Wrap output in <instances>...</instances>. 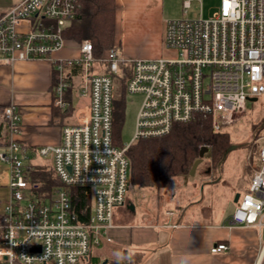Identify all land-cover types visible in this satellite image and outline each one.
Here are the masks:
<instances>
[{
  "label": "built area",
  "instance_id": "built-area-1",
  "mask_svg": "<svg viewBox=\"0 0 264 264\" xmlns=\"http://www.w3.org/2000/svg\"><path fill=\"white\" fill-rule=\"evenodd\" d=\"M195 1L201 2L184 0L185 13ZM78 9L79 0H22L0 17V65L51 62L57 72L54 103L62 111L70 108L65 96L74 73L80 71V95L89 99L86 107L73 111L75 124L63 128L60 144L34 150L52 159L62 185L47 199L39 194L41 183L27 177L29 148L14 140L21 134L19 110L4 109L11 140L0 150V161L10 167L11 198L1 227L0 264H83L92 247L111 242L114 212L125 205L130 187L126 153L133 143L165 136L175 125L200 116L211 119L215 132H223L244 114L249 99L264 95V0H220L207 19L168 21L164 47L177 57L153 60L128 61L118 47L96 58L88 40L79 44L78 57L56 58L67 44L65 31ZM26 21L32 25L23 33L20 28ZM95 63L101 71L90 75ZM123 69L130 71L125 91L142 95L143 101L132 141L118 147L113 137V89ZM260 141V169L252 167L249 187L240 194L231 224L263 233L264 138ZM72 187L92 191L87 222H80L73 209ZM176 215L167 212L169 217ZM228 250L221 243L211 253ZM257 264H264V242Z\"/></svg>",
  "mask_w": 264,
  "mask_h": 264
},
{
  "label": "crops",
  "instance_id": "crops-1",
  "mask_svg": "<svg viewBox=\"0 0 264 264\" xmlns=\"http://www.w3.org/2000/svg\"><path fill=\"white\" fill-rule=\"evenodd\" d=\"M21 1L0 0V17ZM163 1L115 0V44L122 51L124 59L168 58L170 51L164 47V37L166 23L170 20L163 19ZM31 25V21H26L20 31L26 33ZM79 44L67 40L66 46L55 57H78ZM74 75L65 99L70 103V108L77 110L86 107L89 99L80 95V87L84 83L82 73L77 71ZM56 82L57 72L49 61H18L9 66L0 65V150H4L11 140L3 111L15 106L21 115V134L14 140L30 150L26 168L51 169L52 159L39 157L34 150L60 144L63 128L75 124L74 110L62 111L55 106ZM185 193L171 191L166 193V197L170 198L169 202L181 206L199 196L196 194L186 198ZM10 198V167L0 161V241L3 215ZM182 210L179 208L176 216L169 217L167 212L171 210L167 209L164 220L160 212L146 217L145 212H139L135 200L128 198L127 194L125 205L114 212V227L109 231L111 242L103 241L101 245L93 247L83 264H95L96 261L100 264L105 261L109 264L258 263L264 242L263 233L252 228H234L231 216L216 217L208 207H199L193 213ZM173 225L179 227L173 228ZM221 243L228 245L229 250L212 254L211 248ZM98 247L104 248V253L93 255V249Z\"/></svg>",
  "mask_w": 264,
  "mask_h": 264
},
{
  "label": "trees",
  "instance_id": "trees-1",
  "mask_svg": "<svg viewBox=\"0 0 264 264\" xmlns=\"http://www.w3.org/2000/svg\"><path fill=\"white\" fill-rule=\"evenodd\" d=\"M115 32V0H79V9L65 31V38L66 41L77 43L90 41L94 47V56L100 58L116 47ZM104 72H108V69L105 68ZM122 74L124 93L130 71L123 69ZM122 109V103L115 99L113 137L114 144L118 147L122 146L120 141ZM73 110L70 108L68 111ZM203 147L208 148L211 170H216L225 160L231 144L230 137L225 131L215 132L211 119L201 116L196 121L175 125L165 136L138 140L126 153L129 160L130 186L157 190L166 188L174 178L190 174ZM26 170L28 179L41 183L39 194L42 199H47L62 186L53 167L51 169L28 167ZM69 192L79 221L87 222L93 206L92 191L89 188L72 187ZM97 262L95 264H100Z\"/></svg>",
  "mask_w": 264,
  "mask_h": 264
},
{
  "label": "rangeland",
  "instance_id": "rangeland-1",
  "mask_svg": "<svg viewBox=\"0 0 264 264\" xmlns=\"http://www.w3.org/2000/svg\"><path fill=\"white\" fill-rule=\"evenodd\" d=\"M219 5L220 0L195 1L185 13L184 0H164L163 19L166 21L198 19L200 17L207 19L218 9ZM176 57L175 52H169L168 58ZM100 71V65L95 63L93 68L89 70V74L94 75ZM122 77V73L115 77L113 96L123 105L120 141L121 145L125 146L134 137L137 115L143 96L129 94L126 91L123 93ZM225 132L230 137L231 147L225 160L216 170H211L210 156L207 154L195 175L179 176L172 180L167 188L157 190L130 186L128 198L135 200L139 212H145L146 217H153L154 212H160L161 218L164 220L167 209L178 212L179 208H182L184 212L193 213L199 207H208L212 209L216 217L218 215L231 216L236 208L235 195L238 193L243 195L246 192L252 177V167L260 169L261 166L257 157L263 144V141L260 140L264 138V95L257 101H248L244 114L235 124L227 127ZM171 191L182 193L186 191V198L196 194L199 196L187 205L179 206L180 204H176V202H169L170 198L166 197V193ZM181 197L183 198V196ZM104 250V248L98 247L92 252L95 255L104 253Z\"/></svg>",
  "mask_w": 264,
  "mask_h": 264
},
{
  "label": "water",
  "instance_id": "water-1",
  "mask_svg": "<svg viewBox=\"0 0 264 264\" xmlns=\"http://www.w3.org/2000/svg\"><path fill=\"white\" fill-rule=\"evenodd\" d=\"M248 101H257V98L249 99ZM207 153H208V148L203 147L200 151L199 158L195 161V163L192 166V169L190 171V175H195L199 165L202 163L203 158L205 157V155ZM239 198H240V194L238 193L235 195L234 203H237ZM263 237H264V231H263ZM36 250H37V248H33V251H36ZM103 264H107V261H105Z\"/></svg>",
  "mask_w": 264,
  "mask_h": 264
}]
</instances>
